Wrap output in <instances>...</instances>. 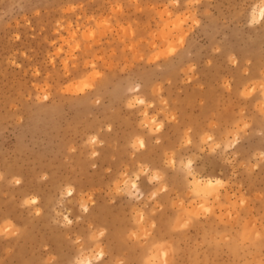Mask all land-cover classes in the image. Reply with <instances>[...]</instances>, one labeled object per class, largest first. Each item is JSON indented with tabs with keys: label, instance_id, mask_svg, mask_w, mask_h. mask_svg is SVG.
<instances>
[{
	"label": "rangeland",
	"instance_id": "1",
	"mask_svg": "<svg viewBox=\"0 0 264 264\" xmlns=\"http://www.w3.org/2000/svg\"><path fill=\"white\" fill-rule=\"evenodd\" d=\"M262 9L0 0V264H264Z\"/></svg>",
	"mask_w": 264,
	"mask_h": 264
},
{
	"label": "bare ground",
	"instance_id": "2",
	"mask_svg": "<svg viewBox=\"0 0 264 264\" xmlns=\"http://www.w3.org/2000/svg\"><path fill=\"white\" fill-rule=\"evenodd\" d=\"M262 10H264V9H262ZM261 13H262V12H261ZM260 15H262V14H259V16H260ZM205 182H206L207 185H211L212 183H214L213 180H206ZM198 183H199V182H197V185L199 186L200 183H199V184H198ZM201 183H202V182H201ZM133 185L136 186V182H135V181H134ZM201 185H202V184H200V186H201ZM80 260H81V259H80ZM84 262H85L86 264H92L90 258H88V259L85 260ZM85 263H84V264H85ZM80 264H81V263H80ZM82 264H83V263H82Z\"/></svg>",
	"mask_w": 264,
	"mask_h": 264
}]
</instances>
